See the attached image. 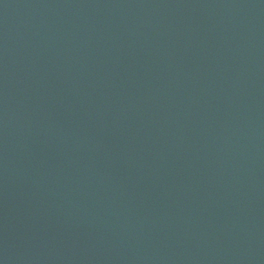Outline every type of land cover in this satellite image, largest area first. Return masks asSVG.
<instances>
[{
  "label": "water",
  "instance_id": "obj_1",
  "mask_svg": "<svg viewBox=\"0 0 264 264\" xmlns=\"http://www.w3.org/2000/svg\"><path fill=\"white\" fill-rule=\"evenodd\" d=\"M0 264H264V0H0Z\"/></svg>",
  "mask_w": 264,
  "mask_h": 264
}]
</instances>
